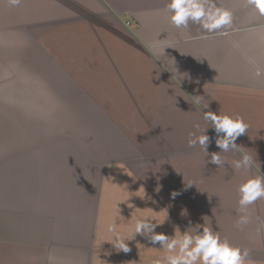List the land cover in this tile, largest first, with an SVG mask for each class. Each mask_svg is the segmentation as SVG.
Listing matches in <instances>:
<instances>
[{
  "label": "crops",
  "instance_id": "obj_1",
  "mask_svg": "<svg viewBox=\"0 0 264 264\" xmlns=\"http://www.w3.org/2000/svg\"><path fill=\"white\" fill-rule=\"evenodd\" d=\"M212 2L233 20L206 33L175 28L167 0H0V76L25 104L0 154V264H155L160 246L132 237L143 215L169 236L210 226L264 264V199L236 226L238 184L264 174V16L246 0ZM202 106L244 118L235 143L260 169L189 147L194 125L210 126Z\"/></svg>",
  "mask_w": 264,
  "mask_h": 264
},
{
  "label": "clouds",
  "instance_id": "obj_2",
  "mask_svg": "<svg viewBox=\"0 0 264 264\" xmlns=\"http://www.w3.org/2000/svg\"><path fill=\"white\" fill-rule=\"evenodd\" d=\"M21 0H10L12 6H18ZM247 5L264 16V0H246ZM165 10L168 13L169 22L177 29H187L189 24L199 25L206 33L216 32L222 28L230 26L233 14L230 10L218 7L212 0H167ZM166 48V47H165ZM165 48L163 52L165 53ZM180 80L183 78H179ZM196 100L195 104L199 105ZM208 106L200 108L202 119L210 126L201 128L199 123L194 125L195 131L189 133L188 145L191 148H199L210 156L208 163L222 167L228 163L226 157L220 155L221 152L239 153V159L233 160L232 166L235 169H242L245 172L259 167L252 155L245 152L242 147L235 143L236 139L248 131L249 125L239 114H216L213 111H204ZM212 128L215 133L214 142L220 149L219 152H208L212 139L207 135V130ZM238 195L239 219L236 226L249 223V206L258 200L264 199V174L246 176L241 180L236 188ZM173 197L177 193H172ZM155 221V223L153 222ZM165 221V220H164ZM157 222L150 216H138L135 219L132 237L138 234L144 237L151 245H159V249L164 253L155 264H246L248 250L232 245L227 238L221 236L210 226L196 224L188 226L183 232L179 227L174 229V235L157 233L156 228L164 223ZM113 232V245L125 253L130 249L126 241L116 231L114 226L109 227Z\"/></svg>",
  "mask_w": 264,
  "mask_h": 264
},
{
  "label": "rangeland",
  "instance_id": "obj_3",
  "mask_svg": "<svg viewBox=\"0 0 264 264\" xmlns=\"http://www.w3.org/2000/svg\"><path fill=\"white\" fill-rule=\"evenodd\" d=\"M0 74H2V68H0ZM2 76H0V154H3V140L4 133L7 132L8 119L12 120V132L18 130L21 127L19 124V113L23 111L22 107L25 105L20 99V87L19 83L5 82ZM8 118V119H7ZM11 120V119H10ZM35 122V120H34ZM24 124V121H22ZM26 126V124H24ZM49 134L46 137H49ZM52 138V137H51ZM2 160V157L0 158Z\"/></svg>",
  "mask_w": 264,
  "mask_h": 264
}]
</instances>
